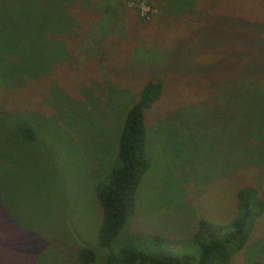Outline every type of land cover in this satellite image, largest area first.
<instances>
[{
    "label": "rangeland",
    "instance_id": "374dc122",
    "mask_svg": "<svg viewBox=\"0 0 264 264\" xmlns=\"http://www.w3.org/2000/svg\"><path fill=\"white\" fill-rule=\"evenodd\" d=\"M6 1L0 64L35 77L0 85V264H78L81 247L103 258L94 185L117 164L123 116L146 79L162 92L144 111L148 167L115 246L193 253L199 218L228 222L242 187L263 195L264 79L251 78L264 61L226 22L264 20V0H68L71 30L46 23L36 35L20 26L25 7ZM253 223L229 264H264V215Z\"/></svg>",
    "mask_w": 264,
    "mask_h": 264
},
{
    "label": "trees",
    "instance_id": "16d2710c",
    "mask_svg": "<svg viewBox=\"0 0 264 264\" xmlns=\"http://www.w3.org/2000/svg\"><path fill=\"white\" fill-rule=\"evenodd\" d=\"M33 1L13 0L14 4L25 7L20 26L26 27L25 29L32 35H36L37 32L34 34L31 31L40 30L41 24L46 23L52 26V31L71 30L73 23L68 24L67 21L70 19L65 12L68 10V0L61 1L59 4L58 0H43L42 5L39 4V0H36V6ZM2 5L7 10L8 1L1 0L0 6ZM59 9L64 11L63 16L59 14ZM227 18L229 20L226 23L230 28L242 30L235 32V37L240 38L241 44H248L250 49L248 57L253 53L256 56L261 55L259 58L264 61V20L246 21L244 26L241 24L244 20L242 17ZM226 34L230 36V30ZM26 40L29 42V39ZM228 42L229 40L225 42V45H229L231 39ZM235 46L236 43L234 53ZM235 56L237 57L236 53ZM228 60H231L233 65L238 62L232 58ZM28 66L23 64V68L14 67L17 75L13 76L5 73L8 62L1 63L0 85L15 88L20 85L21 78L35 77L32 75L22 77L24 67ZM258 70L259 79H251H264V66L261 68L258 66ZM30 73L33 71L31 70ZM35 74L37 76L38 72ZM161 92L162 83L160 81L146 79L139 88L136 99L125 111L116 139L117 164L111 167L103 180L94 185V195L101 209L97 243L101 248H106L107 252L101 260L97 261L92 249L81 247L77 251L78 264H229L231 256L240 251L247 242L254 219L264 215V191L263 195H259L255 187L245 186L240 188L236 194V212L228 222L218 223L205 218L197 220V228L187 243L194 249L193 253L183 249L175 253L171 250L144 253L135 249L131 244L115 246L116 237L123 224L133 214L134 192L142 174L148 167L144 149V111L158 100ZM14 131L25 140L32 141L35 138L34 129L28 124L19 123ZM149 238L153 242H159L161 239L156 235H151ZM195 250L196 254H194Z\"/></svg>",
    "mask_w": 264,
    "mask_h": 264
},
{
    "label": "built area",
    "instance_id": "2783aa9c",
    "mask_svg": "<svg viewBox=\"0 0 264 264\" xmlns=\"http://www.w3.org/2000/svg\"><path fill=\"white\" fill-rule=\"evenodd\" d=\"M141 9H142V13H147L149 12V7L147 5H142L141 6Z\"/></svg>",
    "mask_w": 264,
    "mask_h": 264
}]
</instances>
